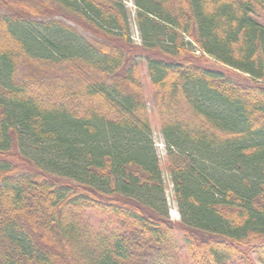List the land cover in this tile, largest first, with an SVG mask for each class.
Instances as JSON below:
<instances>
[{"label": "trees", "instance_id": "1", "mask_svg": "<svg viewBox=\"0 0 264 264\" xmlns=\"http://www.w3.org/2000/svg\"><path fill=\"white\" fill-rule=\"evenodd\" d=\"M124 1L0 0V264H264V0Z\"/></svg>", "mask_w": 264, "mask_h": 264}, {"label": "rangeland", "instance_id": "2", "mask_svg": "<svg viewBox=\"0 0 264 264\" xmlns=\"http://www.w3.org/2000/svg\"><path fill=\"white\" fill-rule=\"evenodd\" d=\"M124 4L131 11L132 18L130 21V36L133 38L132 40L133 44L138 46L140 44V36L137 30V27L134 21L132 20L133 15H134L133 13L134 7L131 4L130 0H125ZM253 17L255 18V20H257L260 24L264 26V14L256 13L255 15H253ZM135 36H137V40H135ZM140 75H141V81L143 83L144 96H145V100L147 103V109H148L149 120H150V125H151L150 140L153 144L155 153L159 160L161 177L163 179V184H164V197L166 200L167 214L171 221L178 222L179 214L177 210V204L173 198L172 183H171V179H170L169 173L167 172V168H166V156H167L166 147H165L163 138L161 136V133L159 131L158 120H157L156 113L154 111L150 85H149V82L146 76L144 64H142Z\"/></svg>", "mask_w": 264, "mask_h": 264}, {"label": "built area", "instance_id": "3", "mask_svg": "<svg viewBox=\"0 0 264 264\" xmlns=\"http://www.w3.org/2000/svg\"><path fill=\"white\" fill-rule=\"evenodd\" d=\"M135 40H137V36H135Z\"/></svg>", "mask_w": 264, "mask_h": 264}]
</instances>
